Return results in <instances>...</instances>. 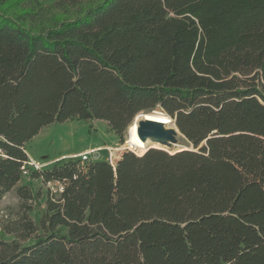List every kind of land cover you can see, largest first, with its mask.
<instances>
[{"label":"trees","instance_id":"trees-1","mask_svg":"<svg viewBox=\"0 0 264 264\" xmlns=\"http://www.w3.org/2000/svg\"><path fill=\"white\" fill-rule=\"evenodd\" d=\"M156 107L186 147L26 166L57 194L19 183L44 125L100 119L123 143ZM12 189L0 264H264V0H0V200Z\"/></svg>","mask_w":264,"mask_h":264},{"label":"rangeland","instance_id":"rangeland-1","mask_svg":"<svg viewBox=\"0 0 264 264\" xmlns=\"http://www.w3.org/2000/svg\"><path fill=\"white\" fill-rule=\"evenodd\" d=\"M44 4L52 3L55 0H41ZM155 109H158L156 107ZM145 112V111H140ZM138 112L134 117H136ZM147 113V112H145ZM131 124V123H130ZM129 124V125H130ZM128 125V126H129ZM128 128V127H127ZM127 128L123 133V143L107 125L106 121L100 119H77L71 118L63 122H52L40 128L38 133L30 140L25 142L24 147L28 160L40 163L41 168L49 166L50 163L68 158H78L79 153L90 151L91 159L116 160L123 151L130 150L128 148L118 149L123 145L127 138ZM184 137L179 134L177 144L171 146L169 151L186 147ZM135 152V151H134ZM136 153V152H135ZM114 162V163H115ZM29 174V173H28ZM22 176L20 184L29 183L35 192L45 193L47 190L57 194L59 192L58 185L55 183L43 184L40 180L31 179ZM19 197L15 189L8 191L0 200V223L3 220H9L15 217L18 208ZM43 208L42 196L36 203H33V211L31 213L33 220L36 221ZM4 238L10 235L2 234Z\"/></svg>","mask_w":264,"mask_h":264},{"label":"water","instance_id":"water-1","mask_svg":"<svg viewBox=\"0 0 264 264\" xmlns=\"http://www.w3.org/2000/svg\"><path fill=\"white\" fill-rule=\"evenodd\" d=\"M147 113L163 114L168 116L170 119H172L169 115L164 113L160 107H158V109H153ZM147 113L145 112L139 113V116L141 118L138 120L136 127V132L139 139L143 142H150V146H148V148L157 147V146H152L153 144H157L159 145V147L157 148L168 150L171 148L172 145L177 144L178 135L181 134V132L176 126L175 120L172 119L173 126H170V125H166V123L155 121L146 117ZM134 119L135 117L132 119V121ZM203 142L200 145H202ZM176 150L177 149H174L173 151Z\"/></svg>","mask_w":264,"mask_h":264},{"label":"bare ground","instance_id":"bare-ground-1","mask_svg":"<svg viewBox=\"0 0 264 264\" xmlns=\"http://www.w3.org/2000/svg\"><path fill=\"white\" fill-rule=\"evenodd\" d=\"M146 117L155 120V121H159V122H163L166 123V125H170L173 126V122L172 119H170L168 116L163 115V114H151V113H147ZM141 117L139 116V114L135 117V119L131 122V124L128 126L127 128V138L126 141L123 145H120V147L118 149H122V148H128L130 150L135 151L137 154H141L144 151H146V149L148 148V146H150V142H143L139 139L137 132H136V127H137V123L138 120ZM152 146H157L159 147V145L157 144H153Z\"/></svg>","mask_w":264,"mask_h":264},{"label":"built area","instance_id":"built-area-1","mask_svg":"<svg viewBox=\"0 0 264 264\" xmlns=\"http://www.w3.org/2000/svg\"><path fill=\"white\" fill-rule=\"evenodd\" d=\"M91 153H92L91 150L90 151H84L82 153H79L78 156H79L81 162H85V161L91 159L90 158L91 157L90 155H92ZM114 162H115V160H110V163L113 164ZM26 166L33 167L34 169H40L42 167V166H40V163L38 164V163H36L33 160H27L25 162V165L22 167V174L23 175H28V173H29V169ZM55 184L58 185V189L59 190L62 189V185L60 183H55Z\"/></svg>","mask_w":264,"mask_h":264}]
</instances>
